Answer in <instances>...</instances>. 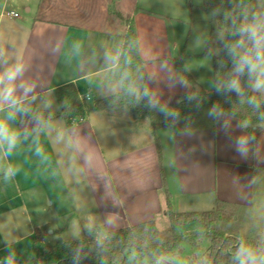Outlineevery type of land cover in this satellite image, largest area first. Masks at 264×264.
<instances>
[{"label": "crops", "instance_id": "obj_1", "mask_svg": "<svg viewBox=\"0 0 264 264\" xmlns=\"http://www.w3.org/2000/svg\"><path fill=\"white\" fill-rule=\"evenodd\" d=\"M117 2L41 0L37 10L26 7L23 17L0 19V50L4 53L0 56V72L23 64L25 72L16 83L35 85L26 100L32 99L39 110L23 120L16 115L10 122L21 133L27 131L28 137L21 136L11 154H6V147L0 148L1 200L8 202L25 188H35L30 179L45 167V186L54 189L64 184L60 192L75 196L74 202L80 205L83 215L86 213L85 218L91 220L97 213L100 223L83 222V227L101 225L106 232L149 220L157 225L160 216L168 217L170 210L201 212L216 206L218 200L236 204L253 201L255 168L264 167V163L252 161L243 171H230L227 165L220 168L219 162L245 158L235 147L241 136L255 138L247 146L255 157L264 145V125L251 136L239 127V119L227 113L219 119L209 116L211 106L188 113L168 126H154L148 115L134 113L127 105L91 110L83 121L72 124L55 117L60 111L55 91L63 85L75 84L85 105L91 98H104L122 90L123 68L119 61L127 20L135 23L140 54L135 70L136 91L142 94L146 87L159 105L168 109H173L182 95L199 91L196 86L200 80L195 73L188 69L198 82L192 85L176 69V60L185 68V58L170 39L176 17L167 13L165 4L160 0ZM203 3L193 0L195 8L186 11V21L182 20L202 29L201 39L196 38L198 43L189 41L188 55L204 52L208 44L211 50L220 42L215 41L211 16ZM106 54L118 56V60L110 63ZM180 79L187 87L177 82ZM16 96L22 98V92L17 90ZM9 110L3 106L0 118ZM37 117L46 125L39 131ZM225 120L230 125L227 130ZM76 140L90 155L91 164H86L83 153L71 146ZM157 143L162 150L161 164ZM37 147L43 149V155L36 154ZM9 167L14 174L6 178ZM223 170H228L224 180L220 173ZM90 201L93 209L87 205Z\"/></svg>", "mask_w": 264, "mask_h": 264}, {"label": "trees", "instance_id": "obj_2", "mask_svg": "<svg viewBox=\"0 0 264 264\" xmlns=\"http://www.w3.org/2000/svg\"><path fill=\"white\" fill-rule=\"evenodd\" d=\"M235 1L204 0L203 8L211 16L212 27L225 32L221 54L214 57V89L211 92L201 89L196 95H192L195 98L191 100L188 99L189 94L182 95L173 108V112L178 113L176 118L165 117L159 107H149L146 100L137 99L127 91L129 88L134 89L135 70L140 63L137 31L133 20L126 21L128 29L124 35L119 61L123 68L122 90L104 98H91L90 103L85 105L84 98L80 96L75 84L63 85L55 91L60 105V111L55 117H63L68 124H72L74 118L86 116V113L91 110L127 105L134 113L148 115L154 126H168L188 113L216 105L224 113L239 119L241 123H246L247 126L244 129L254 136L264 123V99L248 88L246 72L241 76L243 96L237 95L235 91H226L224 88L229 79L236 78L231 75L234 67L233 60L225 48L226 43L233 44L240 40V36L233 33L242 25L244 0H238L239 11L233 21L229 16L233 12ZM188 3L192 8L191 0H188ZM176 69L188 83L197 84L192 75L185 71L177 60ZM218 86H221L220 91H217ZM250 97L256 98L260 104L259 108L248 103ZM23 103L30 111L27 114L17 113L18 119L23 120L39 113L32 99L25 100ZM157 151L161 164L162 150L159 143H157ZM161 169L165 186L162 165ZM261 171H264V167L255 168L256 173ZM238 208V204L218 200L215 209L209 211L174 213L170 210L168 214L171 226L167 230H160L154 220H149L109 230L101 240L91 235L80 241L50 245L44 248L43 253L39 252L37 264H74L77 252L80 256L78 264H126L128 259L133 261L128 264H155L156 260L161 258H163V264H175L173 258L178 253H183L184 243L195 244L194 240L178 231L179 227L192 222L209 228L206 237L210 245L200 257L192 256L191 264H237L234 257L241 246L257 251L253 242L236 236L230 226L226 227L233 221ZM42 237L43 234L37 229V241Z\"/></svg>", "mask_w": 264, "mask_h": 264}, {"label": "rangeland", "instance_id": "obj_3", "mask_svg": "<svg viewBox=\"0 0 264 264\" xmlns=\"http://www.w3.org/2000/svg\"><path fill=\"white\" fill-rule=\"evenodd\" d=\"M40 1L41 0H0V11L4 3H6V5H4L6 11L18 12V14L23 17L27 14L26 7L31 6L32 11L37 10L36 7L37 5L39 6ZM99 1L100 0H98V2ZM160 1L165 4L167 13L176 17V21L170 29V39L179 46L180 56L182 55V57L185 58L184 70L190 74H192L190 71L195 73L200 80V83L197 82L199 86H201L205 92H211L214 89L215 83L214 56H220L221 54V46L225 39V32L220 29H215V41L220 40L221 45L220 42H218L212 45L210 50L208 44L204 52L188 55L189 41L191 43L195 40V43H198L196 38L201 39L202 37L201 27L193 26L188 20L187 24L183 22L186 21L183 18L184 14L186 11L188 13L192 11L195 8L194 4L191 3L192 8H190L188 0ZM112 2H115V4L118 3L117 0H112ZM191 2H193V0H191ZM238 11V0H236L233 12L229 16L231 20L235 21ZM245 13L248 14L249 22H251V16L253 14H264V0L243 1L242 24L245 22ZM3 18H9V16H3L0 19ZM238 78L242 87L241 76ZM253 92L255 95L264 99V93ZM169 110L173 111V109ZM260 150L262 151L256 153L255 157L248 152L245 158H235L236 160L234 162H229L230 164L220 161V168H222L223 165H227L230 171H243L244 168L250 166L248 164L252 163V161H255L257 164H263L264 158H262L261 155L264 153V145ZM226 158L228 157L225 156V159ZM227 171L228 170H223L220 172L223 177L222 180L225 179ZM45 172H47V169L45 167L41 168L40 171H38V175L34 178L31 177L30 180L35 188H25L20 193L15 191L14 194H10V197H12L17 193L14 199H10L8 202H4V198L0 196V200L3 199L0 201V264H7L9 257H11L13 264H37L39 261V252L43 253L44 248L47 246L59 245L64 242L80 241L83 238H89L91 235L96 237L97 240H101L106 235V229L101 225H94L91 228L83 227V222L91 223L98 221L94 222V224L100 223V220L96 218L97 213L92 215L91 220L85 218L86 213L83 215L82 212L84 211L79 208L80 205L74 202L75 196L73 197L70 193L62 194L60 192L64 189V184L60 183V185L54 189L51 187L49 188V185L45 186L44 183L47 179V175H44ZM78 172H80L79 167ZM256 181L257 186L254 187V193L252 195L253 201L251 200L248 203L238 204L239 208L235 212L233 221L226 227L230 226L233 234L236 236L253 242L256 250L259 252L260 249L264 248V171L256 173ZM49 182L51 183V178ZM2 196L4 197V195ZM242 199V201H245L244 197ZM87 205L92 208L93 202L90 201ZM215 207L216 206L203 208V210L200 211L213 210ZM79 219L83 220L80 221ZM157 226L160 230L169 229L171 226L169 214L168 217H164L163 215L160 216ZM37 229L43 234L42 239L39 241L36 239ZM178 231L182 232L191 240H194L195 244L184 243L183 253H178V255L173 258V262L175 264H191L193 260L192 256L200 257L209 247L210 241L206 237L209 228L197 222H192L188 225L179 227ZM129 262L132 263L133 261L128 259L126 264Z\"/></svg>", "mask_w": 264, "mask_h": 264}, {"label": "clouds", "instance_id": "obj_4", "mask_svg": "<svg viewBox=\"0 0 264 264\" xmlns=\"http://www.w3.org/2000/svg\"><path fill=\"white\" fill-rule=\"evenodd\" d=\"M244 21L245 22L233 33V35H239L241 39L233 44H225V48L232 58L234 65L231 75L236 78L229 79L224 88L226 91H235L239 96H243L244 92L238 77L244 75L245 72L248 75V88L255 92L264 93V14H253L251 16V22H249L248 14L245 13ZM3 54V51L0 50V56H3ZM106 60L110 63H115L118 60V56L106 54ZM24 72L25 67L20 63L7 67L4 71L0 72V111L3 110V106L5 105L10 109L5 117L0 118V148L6 147V154L12 153L21 136H23L24 139L28 137L27 131L21 133L10 124V122L15 119L17 113L27 114L30 111V109L24 105L23 100H26L29 95L34 92L35 85L29 86L23 82L19 84L16 83L18 79L23 76ZM177 82L187 87L183 79ZM17 90L22 92V98H17ZM220 90L221 86H218L217 91ZM127 91L129 94L137 96L138 99H146L149 107H159V110L163 112L165 117L176 118L178 116V113L170 111L166 106L159 105V101L146 87L143 89L142 94L133 88H129ZM194 98L195 97L192 95L188 97L190 100ZM33 99H35L34 96ZM248 103L257 108L260 106L255 97H250ZM208 115L215 119H219L224 116L225 113L220 110L218 106L213 105ZM44 126H46L45 122L37 117L36 131H39ZM229 126L228 121L225 120L224 128L227 130ZM246 126V123L239 125L241 128ZM58 135L59 139H63L62 134ZM253 139L255 138L245 136L237 138L235 141L237 152L242 156L247 155V146ZM71 146L76 151L83 153L86 164H91L90 155L84 151L78 140L73 141ZM35 151L37 155H43V149L41 147H37ZM47 158V156H44V159ZM13 174L14 169L9 167L6 172V178ZM79 259V252H77L74 264H78ZM234 260L237 261V264H264V248L257 252L253 249L241 246ZM7 264H13L11 257L8 258ZM155 264H163V258L157 259Z\"/></svg>", "mask_w": 264, "mask_h": 264}, {"label": "built area", "instance_id": "obj_5", "mask_svg": "<svg viewBox=\"0 0 264 264\" xmlns=\"http://www.w3.org/2000/svg\"><path fill=\"white\" fill-rule=\"evenodd\" d=\"M4 5H6V3H4ZM3 5L1 11H0V18L3 16H9V17H17L19 14L18 12L15 11H6V7ZM84 120V117H77L73 119V122H81Z\"/></svg>", "mask_w": 264, "mask_h": 264}, {"label": "water", "instance_id": "obj_6", "mask_svg": "<svg viewBox=\"0 0 264 264\" xmlns=\"http://www.w3.org/2000/svg\"><path fill=\"white\" fill-rule=\"evenodd\" d=\"M196 88H197V90H199V91H200V89H201L200 86H196Z\"/></svg>", "mask_w": 264, "mask_h": 264}]
</instances>
